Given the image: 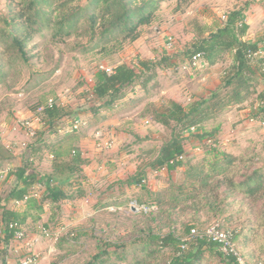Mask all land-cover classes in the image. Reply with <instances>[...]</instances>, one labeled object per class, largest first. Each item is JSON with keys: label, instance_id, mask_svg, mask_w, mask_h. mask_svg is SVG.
Instances as JSON below:
<instances>
[{"label": "rangeland", "instance_id": "rangeland-1", "mask_svg": "<svg viewBox=\"0 0 264 264\" xmlns=\"http://www.w3.org/2000/svg\"><path fill=\"white\" fill-rule=\"evenodd\" d=\"M21 2L0 0V31L6 26L4 20L20 11ZM238 8L246 12L244 39L260 46L251 60L254 74L248 75L247 98L183 132L182 166L173 171L151 168L163 142L171 138L173 126L154 120L153 104L172 114L179 106L188 108L219 90L228 79L235 52H224L212 63L203 55L189 58L191 54L185 52L198 38L197 26L212 29ZM139 33L136 41L112 43L107 52L101 48L86 52L90 33L53 44L52 29H45L28 45L30 62H21L14 52L13 62L5 67L7 75H0V146L9 151L0 152V198L18 186L12 174L27 166L29 174L41 179L29 189V196L40 201L46 189L41 177L52 174L55 163L51 149L62 152L61 160L71 159L75 152L87 160L73 186L65 187L68 194L83 197L62 202L60 209L46 201L42 211H30L25 237L9 245L5 256L0 255V264L30 254L40 264H84L97 253L98 243L104 242L130 244L123 264H166L174 256V246L151 243L145 248L151 235L171 233L186 241L188 228L215 224L236 233L247 264H264V109L260 99L264 93V44L260 43L264 0H166L152 24L141 27ZM169 56L172 60L166 64L173 65L159 69L158 86L150 97L137 84L111 111L101 110L103 101L93 96L99 70L112 73L137 59L159 62ZM192 60L195 64L188 65ZM51 98L62 109L60 113L68 115L55 122L44 144L35 146L40 147L37 151L31 146L40 139L36 132L46 121L41 110ZM140 170L147 172L141 184L124 186ZM201 178H206L208 187H203ZM244 182L253 184L252 197L242 192L243 187L236 188ZM149 203L157 204L159 211L144 214L140 206ZM14 206L26 210L24 202L11 201L9 207ZM116 258L113 255L111 260ZM201 264L228 263L206 252Z\"/></svg>", "mask_w": 264, "mask_h": 264}, {"label": "trees", "instance_id": "trees-1", "mask_svg": "<svg viewBox=\"0 0 264 264\" xmlns=\"http://www.w3.org/2000/svg\"><path fill=\"white\" fill-rule=\"evenodd\" d=\"M80 1L22 0L20 11L10 20H4L6 26L0 31L2 34L0 36V75L2 77L7 75L4 72L5 67L13 62L14 52L21 62L25 64L30 62L31 54L28 45L34 35L42 33L45 29H52L50 42L53 44L64 43L66 39L75 34L81 36L90 33L91 44L85 47L86 52L96 50V48H101V52H107L111 49L109 46L112 43L120 46L123 42H134L140 36L139 29L152 24L160 3L166 0H89L82 7L77 5ZM245 13L243 8L234 9L228 12L226 21L212 29L210 26H197L198 38L185 54L190 53L189 58L200 54L212 63L218 55L233 50L235 52L234 64L228 79H224L219 90L213 92L209 98L200 99L188 108L179 106L172 114L159 111L153 104L151 113L154 114V120L168 128L172 123L173 126L171 127V138L163 142L158 156L150 166L151 168H167L169 171H173L182 166L186 141L183 132L201 126L212 118L214 112L222 111L230 105L240 104L247 98L251 81L248 75L254 74L251 60L254 54L260 51V46L258 43H251L244 39L248 30ZM260 43L264 44V39ZM170 59L172 60L171 56L163 57L159 62L137 59L133 63L117 66L112 73L99 70L95 75L96 83L93 87V96L96 100L103 101L101 110L111 111L117 103L127 97V89L137 84L145 96L150 97L158 86L159 69L164 66L172 67V62L166 64V61ZM224 90L226 91L223 94ZM260 99L263 104L261 107L264 109V93L260 95ZM41 111L46 121L42 128L37 130L36 134H39L40 139L31 148H35L37 144H44V137L50 128L54 127L55 122L68 115L65 112L60 113L62 109L56 102L52 105L46 104ZM77 121L76 116L73 122ZM35 150L40 151V147ZM51 150L55 157V163L52 174L41 177L46 189L40 201L29 196V189L41 179L38 180L39 175L35 173L29 174L27 166L19 167L12 174L17 178L18 186L6 198H0V244L5 245L3 250L0 249V255L3 254V257L9 245L14 240H19L17 238L19 233L23 234V238L25 237L24 227L28 219L32 217L29 214L30 211H42L43 203L46 201L60 209L62 202L72 201L82 196L68 194L65 187L73 186L72 180L75 179L76 173L82 171L81 167L87 164V160L79 152H75L69 160H61L62 152L57 149ZM0 152L9 154V151L3 146H0ZM223 166H227L226 163ZM146 175V170H140L131 176L128 179V184L124 183V186L135 185L137 187ZM200 182L203 187H208L206 178H201ZM241 187H243L244 194L252 197L255 192L253 184L244 182L236 186L240 190ZM205 191L206 189L203 188V193ZM11 201L24 202L26 210H17L16 206L9 207ZM146 205L151 210L147 213L142 211L144 214H154L159 211V207L155 203ZM196 211L198 212V210ZM193 228L198 227L188 228L187 232L190 234ZM221 229L232 232L235 242L237 241L235 232L225 229L223 226ZM81 234H85V232H81ZM184 238L183 236L176 237L171 233L163 237L151 235L145 248L151 243L173 245L174 256L166 264H201L206 252L210 255L220 256L224 263L239 264L235 257L226 255L222 251L220 244L210 239L197 238L184 241ZM128 246L130 244H120L119 242L98 243L97 253L84 264H123L126 262L127 257L124 255L127 253ZM241 253L245 258L243 252ZM113 255L117 257L114 262L111 260ZM2 264H7V262L3 261Z\"/></svg>", "mask_w": 264, "mask_h": 264}, {"label": "built area", "instance_id": "built-area-1", "mask_svg": "<svg viewBox=\"0 0 264 264\" xmlns=\"http://www.w3.org/2000/svg\"><path fill=\"white\" fill-rule=\"evenodd\" d=\"M200 57L201 55L198 54L194 57V59H197ZM194 64H195V60H192L191 62L188 63V65H194ZM53 103H54V100L50 99L47 104L52 105ZM27 125H30V124L27 123ZM140 207H142L141 210L145 211L146 213L151 210V208H149L148 206H140ZM17 238L22 239L23 234L19 233ZM197 238L199 239L207 238V239L212 240L213 242L220 244L222 251L226 255H232L233 257H235L239 264H247L245 258L243 257L242 253L237 247V243L234 240V234L232 232L222 230L220 224L211 225L204 229L193 228L187 240H192V239H197ZM39 261L40 260L36 256H34V254H32V255L26 256L23 260L19 262L17 261L12 262V263L7 262V264H40Z\"/></svg>", "mask_w": 264, "mask_h": 264}]
</instances>
